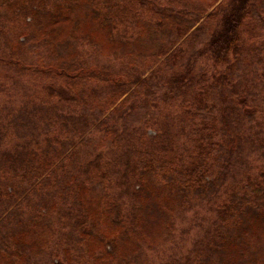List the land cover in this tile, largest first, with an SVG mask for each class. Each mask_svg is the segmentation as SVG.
Returning <instances> with one entry per match:
<instances>
[{"label": "trees", "instance_id": "1", "mask_svg": "<svg viewBox=\"0 0 264 264\" xmlns=\"http://www.w3.org/2000/svg\"><path fill=\"white\" fill-rule=\"evenodd\" d=\"M217 2L152 18L154 68L112 77L113 50H138L122 29L140 0H0V264H36L53 241L36 232L54 228L68 240L50 264H136L127 250L175 239L176 216L205 202L214 229L183 264H264V0ZM246 147L263 153L256 169Z\"/></svg>", "mask_w": 264, "mask_h": 264}, {"label": "rangeland", "instance_id": "2", "mask_svg": "<svg viewBox=\"0 0 264 264\" xmlns=\"http://www.w3.org/2000/svg\"><path fill=\"white\" fill-rule=\"evenodd\" d=\"M139 2V0H135ZM182 4L177 5L175 2L176 0H140V8L138 12L136 13L134 18H130L129 21L135 22L131 28L122 29V34L125 32V30L130 31L127 33V36H134L133 41L137 40L140 37V44L138 46V50L134 52V54H131L133 57H130L128 54V60H120V56H124L126 53H128V49H125V51H118L116 52L113 50V53L111 54V59L113 61V64L115 66H112V77H115L118 72L121 70H127V64L131 62L132 65L135 66H142L141 72L133 71L134 74L142 73L144 75L145 71L147 75L151 72V70L154 68L155 65L152 66V61L150 60V52L148 51V45H149V39L153 38L155 36V28L150 26L148 23L153 18H159L160 14L163 11L166 12H174L178 14L180 10H183V7H185L188 2L191 0H181ZM226 0H218V2L212 6L210 10H213L216 8L219 4L225 2ZM145 3V4H144ZM195 3V2H191ZM185 9V8H184ZM147 11H152L150 14H146ZM181 16L182 15L180 14ZM197 27V26H196ZM158 35V34H157ZM161 36V34H159ZM210 37V31L207 27H204L200 31V36L195 40L194 43V49H190V62H191V70L190 72L198 75L202 72V70L208 68V66L204 63V57H201V54L204 53L206 50L207 42L209 41ZM162 41V37H161ZM108 58H110V55L108 53ZM118 62H127L125 65L117 64ZM146 75V76H147ZM159 88H157V92H161ZM256 91H259L257 89ZM256 94V93H254ZM254 94H251L249 96H253ZM150 98H155V102L152 104L155 106L156 103L160 101V98L165 95V93L161 94H149ZM250 97V98H251ZM168 102L172 103V97H168ZM95 104L94 102H92ZM98 105L99 103L96 102ZM136 109L134 111V115L130 117L131 120H139L142 116V108L146 109L144 106V102L142 100H136V103L132 104ZM99 110V108H98ZM125 121V120H123ZM138 122V121H137ZM134 122V123H137ZM264 123L263 121L257 122V124L262 125ZM126 124H129L126 122ZM132 125V124H129ZM153 132H151L152 134ZM254 137H246V139H253ZM244 151V158L241 162L242 169L244 170L246 167L250 169H256V164L259 162L256 160H260L263 156V153L260 150H257V152H254L252 148L246 147L242 149ZM255 171V170H254ZM255 173V172H253ZM239 177V174L237 175ZM116 192V190H115ZM240 194V193H239ZM251 192L247 193L248 197L250 196ZM127 199V198H126ZM125 199V200H126ZM130 206L127 203V208ZM214 218H216V213L211 210L208 206V203H202L198 204L187 211L178 214L176 216V227H175V239L167 241L165 244L161 241V239H156L154 237H151V239H156V243L152 244L150 243L152 240L148 238V241L142 245V247L139 250H127L128 256H130L131 260L135 262L136 264H183L180 260V258L189 253L188 249L192 248V243L196 240H198L201 237V231L202 235L204 234V231L206 229H214L212 226H214ZM107 220V219H105ZM105 222V221H104ZM245 222L248 224H251V222L248 219H245ZM56 225V221L54 222ZM69 228V227H66ZM101 228V226H99ZM44 229V228H43ZM40 231L36 232V234H40L43 236V238H48L51 236V241L53 238V241L50 244L49 250H47L44 253H38L39 255L33 256L31 259V262L36 264H50V257L53 252L59 253L62 256L66 254V250L60 244H56L57 239L62 237V240L64 242H67L68 238L66 235L61 233L63 231H58L57 229H52L51 232L48 231ZM71 233V232H70ZM72 237V235H71ZM163 244V245H162ZM76 248H79L80 245L78 243H75ZM137 247V246H136ZM75 250H69L68 254H72ZM80 250H77L79 252ZM86 251V250H83ZM126 251V253H127ZM249 252L254 253V250H250ZM255 254V253H254ZM90 259H93L91 256ZM255 258L259 260V256L255 254ZM248 259H251L250 257ZM252 260V259H251ZM252 263V262H251Z\"/></svg>", "mask_w": 264, "mask_h": 264}]
</instances>
